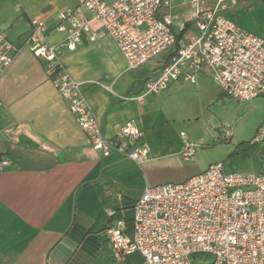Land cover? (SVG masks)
<instances>
[{
  "label": "crops",
  "instance_id": "1",
  "mask_svg": "<svg viewBox=\"0 0 264 264\" xmlns=\"http://www.w3.org/2000/svg\"><path fill=\"white\" fill-rule=\"evenodd\" d=\"M166 1L168 7L161 14L176 15L185 23V34L194 32L187 1ZM66 9H78L77 0H0V34L18 49L11 65L0 71V157L11 161L0 171V264H141L137 252L129 249L124 254L108 242L106 228L121 219L125 235H132L133 205L145 186L180 183L217 162L230 173H263L264 137L248 151L229 155L256 134L264 120V96L238 102L199 74L194 83L172 82L159 94L135 101L132 97L142 93L169 52L128 71L113 42L93 23L96 40L90 43L83 35L79 48L64 53L63 64L81 83L104 137L116 138L132 121L149 147V159L141 167L120 154L103 157L91 148L66 101L53 87L44 63L22 47L33 19L44 23L48 43L59 44L66 37L67 23L59 22L57 14ZM79 11L90 17L86 10ZM225 16L264 40V0H238ZM173 32L180 34L176 29ZM108 54H118L130 75L107 76ZM141 79L142 89L131 93ZM201 79L216 89L202 114L175 123L166 108L168 98H173L176 88L196 85ZM207 120L217 127L221 122L230 126L249 123L250 131L217 144L207 133ZM181 132L197 145L190 161L180 156ZM164 172L174 178L164 177ZM107 210L113 212L111 218Z\"/></svg>",
  "mask_w": 264,
  "mask_h": 264
},
{
  "label": "built area",
  "instance_id": "2",
  "mask_svg": "<svg viewBox=\"0 0 264 264\" xmlns=\"http://www.w3.org/2000/svg\"><path fill=\"white\" fill-rule=\"evenodd\" d=\"M195 31L185 34V23L171 13L166 0H77L78 9L57 14L67 23L66 37L48 43L41 20L30 21L22 42L45 65L53 87L66 101L91 148L103 157L116 153L141 167L149 159L143 132L127 122L113 139L102 135L92 107L63 64L65 52L79 48L82 36L96 40L93 23L104 30L123 57L128 71L142 68L150 60L169 52L180 34L177 51L143 91L133 100L156 95L172 82L194 83L197 75L210 78L226 97L248 102L264 96V40L241 29L226 18L238 0H186ZM80 9L90 17H83ZM18 49L0 34V71L13 62ZM226 138L230 132L226 131ZM184 161L194 158L197 145L180 133ZM264 137V120L251 144ZM11 161L1 156L0 171ZM111 218L113 212L107 210ZM123 220L106 228L108 242L126 254L137 252L141 264H264V172L230 173L222 163L211 164L180 183L145 186L133 205L132 235L124 233ZM197 255H202L198 258ZM206 256H210L209 258Z\"/></svg>",
  "mask_w": 264,
  "mask_h": 264
},
{
  "label": "rangeland",
  "instance_id": "3",
  "mask_svg": "<svg viewBox=\"0 0 264 264\" xmlns=\"http://www.w3.org/2000/svg\"><path fill=\"white\" fill-rule=\"evenodd\" d=\"M160 62L161 59L157 61V64H160ZM104 64L106 67L105 72L107 76L117 79L123 73L129 74V72L124 71V63L118 54L117 55L108 54ZM177 89L179 88H176L172 93L173 98L172 99L168 98L169 100H168V104L166 105V108L172 114V117L175 119V123L178 124H180L178 120L182 118H187V117L192 118L201 115L205 103L210 100V94L214 90H216L215 85L212 82H207V80L204 79H201V81H199L196 85L186 84L181 90H177ZM219 124L220 125L217 127L212 122H208L207 120V133L213 137L214 143L217 144H218V140L220 142L230 141L232 136H233V140L235 139V137L236 138H239L241 136L244 137L248 135L250 131L249 123H247L246 125L240 123L239 124L233 123L232 126H230V124L228 123H223V122ZM182 125H184L183 127H187V125L184 123ZM226 131H229L231 134L230 137L228 138H226V134H225ZM214 133H216L219 136L218 137L216 136V138H214ZM163 175L164 177H168L170 179L174 178L173 174H170L169 172H164ZM197 257L202 258V255H197ZM206 257L209 258L210 256H206Z\"/></svg>",
  "mask_w": 264,
  "mask_h": 264
},
{
  "label": "trees",
  "instance_id": "4",
  "mask_svg": "<svg viewBox=\"0 0 264 264\" xmlns=\"http://www.w3.org/2000/svg\"><path fill=\"white\" fill-rule=\"evenodd\" d=\"M175 38H176V40H175L174 47H173V49H172L171 51H169L168 55L166 56V58H165V60H164V65H165L168 61H170V59H171L172 57L175 56L176 51H177V47H178V41H179L180 38H181V34L175 36ZM164 65H163V66H164ZM143 83H144V81H143L142 79L139 80V81H137V82L135 83V87H134V89H132V92H131V93H133V92H138L139 90H141V89H142V86H143ZM135 90H136V91H135ZM253 145H254V144H251L250 141H249L248 143H244V142L239 143L238 145L235 146L234 150L230 153L229 157H233V156H236V155H238V154H240V153L246 152V151H248Z\"/></svg>",
  "mask_w": 264,
  "mask_h": 264
}]
</instances>
